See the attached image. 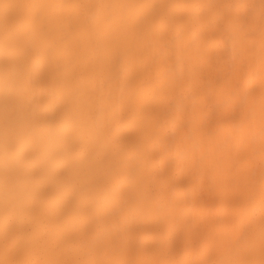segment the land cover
Masks as SVG:
<instances>
[{
  "label": "bare ground",
  "instance_id": "6f19581e",
  "mask_svg": "<svg viewBox=\"0 0 264 264\" xmlns=\"http://www.w3.org/2000/svg\"><path fill=\"white\" fill-rule=\"evenodd\" d=\"M0 264H264V0H0Z\"/></svg>",
  "mask_w": 264,
  "mask_h": 264
}]
</instances>
